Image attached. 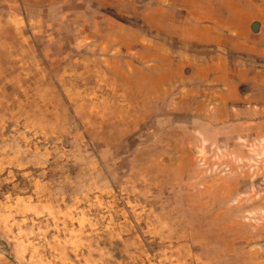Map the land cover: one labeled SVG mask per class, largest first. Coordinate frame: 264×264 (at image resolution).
Returning a JSON list of instances; mask_svg holds the SVG:
<instances>
[{"label": "rangeland", "instance_id": "obj_1", "mask_svg": "<svg viewBox=\"0 0 264 264\" xmlns=\"http://www.w3.org/2000/svg\"><path fill=\"white\" fill-rule=\"evenodd\" d=\"M0 264H264V0H0Z\"/></svg>", "mask_w": 264, "mask_h": 264}, {"label": "water", "instance_id": "obj_2", "mask_svg": "<svg viewBox=\"0 0 264 264\" xmlns=\"http://www.w3.org/2000/svg\"><path fill=\"white\" fill-rule=\"evenodd\" d=\"M260 26H261V23L257 19L252 20L249 24V27H250L251 31H253V32H257L259 30Z\"/></svg>", "mask_w": 264, "mask_h": 264}]
</instances>
